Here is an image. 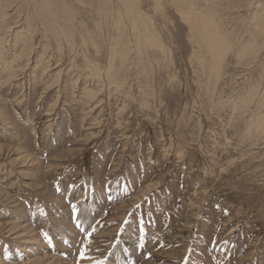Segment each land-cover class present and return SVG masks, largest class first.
Returning <instances> with one entry per match:
<instances>
[{
  "label": "rangeland",
  "instance_id": "obj_1",
  "mask_svg": "<svg viewBox=\"0 0 264 264\" xmlns=\"http://www.w3.org/2000/svg\"><path fill=\"white\" fill-rule=\"evenodd\" d=\"M263 8L0 0V264H264Z\"/></svg>",
  "mask_w": 264,
  "mask_h": 264
},
{
  "label": "bare ground",
  "instance_id": "obj_2",
  "mask_svg": "<svg viewBox=\"0 0 264 264\" xmlns=\"http://www.w3.org/2000/svg\"><path fill=\"white\" fill-rule=\"evenodd\" d=\"M126 1H128V0H126ZM45 2V1H44ZM49 2V1H48ZM46 4V3H45ZM191 4H192V0H191ZM193 6V5H192ZM48 9V8H47ZM264 9V8H263ZM184 12V11H183ZM194 13H195V16H196V18H194L193 17V15H194ZM133 14V13H132ZM139 15H140V13H138ZM185 15V14H184ZM141 16V15H140ZM187 16V15H186ZM189 16H191V24L193 25V29H194V31H195V29L196 28H198V26L197 25H195V21H197L198 19H199V17H198V13H196V12H194V10H193V12L189 15ZM189 16H188V18H189ZM203 16V15H202ZM142 17V16H141ZM263 18V17H262ZM212 19V18H211ZM255 20V19H254ZM136 22H137V20H136ZM216 22H217V20H216ZM218 24H221V23H218ZM206 26V25H205ZM209 26H206V28H208ZM211 29L213 30V31H211L212 33H213V36H211L210 35V39L208 38L207 39V37L206 36H203V38H204V41L206 42V44H207V46H208V48L213 52V56H214V58H217V54H219L218 53V51L220 50V35L219 34H217L216 33V29L214 28V25H212L211 26ZM210 29V30H211ZM72 30V29H71ZM202 30L204 31V29H203V27H201V28H198V32L197 33H202ZM69 31V30H68ZM156 38V37H155ZM154 39V38H153ZM158 40V39H157ZM154 42V41H153ZM88 45V44H87ZM160 45V44H159ZM158 45V46H159ZM120 53V52H119ZM212 54V53H211ZM115 58H117V57H115ZM93 65V64H92ZM112 66V65H111ZM26 67V66H25ZM264 116V115H263ZM264 122V121H263ZM263 124V123H262ZM262 128V127H261ZM169 235H172V236H175L176 235V232L175 231H172V232H170L169 231V233H168ZM134 244H136V242H134ZM137 245V244H136Z\"/></svg>",
  "mask_w": 264,
  "mask_h": 264
}]
</instances>
